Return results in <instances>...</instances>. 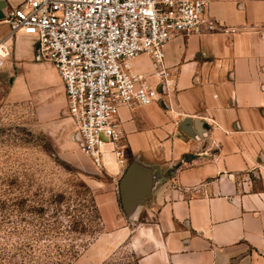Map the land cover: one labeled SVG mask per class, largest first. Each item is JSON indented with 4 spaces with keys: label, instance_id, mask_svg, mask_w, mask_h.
I'll list each match as a JSON object with an SVG mask.
<instances>
[{
    "label": "crops",
    "instance_id": "obj_1",
    "mask_svg": "<svg viewBox=\"0 0 264 264\" xmlns=\"http://www.w3.org/2000/svg\"><path fill=\"white\" fill-rule=\"evenodd\" d=\"M23 1L0 0V42L11 35L8 10ZM206 1L211 16L238 32L175 36L166 48L176 83L168 109H120L127 164L122 169L105 156L114 187L105 198L126 220L119 225L103 200L106 227L118 226L102 235V262L127 245L137 264H264V0ZM9 43L0 98L12 99L29 79L46 91L51 112L65 109L64 84L38 60L35 39L20 32ZM131 64L146 76L153 72L147 55ZM185 118L198 120L201 130L186 134L180 128ZM129 168L148 187L124 207L118 188ZM142 215L146 222L137 227L125 222Z\"/></svg>",
    "mask_w": 264,
    "mask_h": 264
},
{
    "label": "built area",
    "instance_id": "obj_2",
    "mask_svg": "<svg viewBox=\"0 0 264 264\" xmlns=\"http://www.w3.org/2000/svg\"><path fill=\"white\" fill-rule=\"evenodd\" d=\"M209 10L206 0H24L7 12L11 35L0 42V69L16 34L33 37L38 60L64 84L80 152L97 171H106L108 153L123 169L128 140L119 111L152 104L168 109L176 86L166 66L168 43L178 35L238 32ZM142 55L150 58L149 76L132 67Z\"/></svg>",
    "mask_w": 264,
    "mask_h": 264
},
{
    "label": "rangeland",
    "instance_id": "obj_3",
    "mask_svg": "<svg viewBox=\"0 0 264 264\" xmlns=\"http://www.w3.org/2000/svg\"><path fill=\"white\" fill-rule=\"evenodd\" d=\"M22 85L20 96L17 94L10 100L0 98V216L12 213L13 200L37 201L47 209L62 195L65 197L62 207L73 206L79 202L77 198H83L80 192L84 185L91 190L100 208L102 230L93 239L84 237L90 245L76 261L80 260L79 264H137V256L127 245L119 247L102 262V235L118 226L106 227L102 209L103 200L104 207L111 204L105 196L114 190L113 181L105 171H97L80 152L74 128L67 121L66 108L51 112L47 108L51 104L45 102V90L34 86L29 79ZM109 210L110 217L117 218L119 225L126 220L122 208ZM85 213L88 214L87 209ZM146 219L142 215L139 221L132 223L127 219L125 222L137 227ZM6 228L0 223V232ZM3 243L0 239V244Z\"/></svg>",
    "mask_w": 264,
    "mask_h": 264
},
{
    "label": "trees",
    "instance_id": "obj_4",
    "mask_svg": "<svg viewBox=\"0 0 264 264\" xmlns=\"http://www.w3.org/2000/svg\"><path fill=\"white\" fill-rule=\"evenodd\" d=\"M83 188L80 192L83 198L64 208L62 195L47 209L37 201L13 200L12 213L0 216V223L7 227L0 232V239L4 241L0 244V264H72L76 261L90 245L84 237L93 239L102 230V214L95 196L89 188L84 185Z\"/></svg>",
    "mask_w": 264,
    "mask_h": 264
},
{
    "label": "water",
    "instance_id": "obj_5",
    "mask_svg": "<svg viewBox=\"0 0 264 264\" xmlns=\"http://www.w3.org/2000/svg\"><path fill=\"white\" fill-rule=\"evenodd\" d=\"M38 50V47H37ZM180 128L189 135L201 130L202 126L198 120L192 121L191 118H185L181 124ZM206 129V126L203 127ZM148 187V181H139L135 177L133 168H129L123 174L119 183V193L122 206L130 204L132 201L139 199L144 195L146 188Z\"/></svg>",
    "mask_w": 264,
    "mask_h": 264
}]
</instances>
